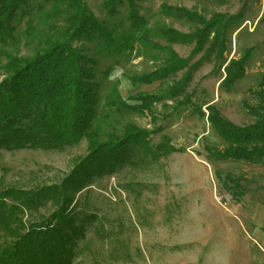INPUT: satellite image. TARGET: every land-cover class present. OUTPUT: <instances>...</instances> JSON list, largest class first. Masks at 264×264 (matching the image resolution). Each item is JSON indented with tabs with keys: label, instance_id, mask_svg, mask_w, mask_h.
<instances>
[{
	"label": "rangeland",
	"instance_id": "1",
	"mask_svg": "<svg viewBox=\"0 0 264 264\" xmlns=\"http://www.w3.org/2000/svg\"><path fill=\"white\" fill-rule=\"evenodd\" d=\"M84 2L115 38L127 31L126 5L109 15L103 0ZM136 4L147 33L131 52L108 51L97 40L74 44L98 63L99 108L92 132L105 142L109 135L122 136L128 124L148 131L159 129L150 137V147L167 140L182 152L155 160L134 158L110 175L93 177L74 195L72 211L95 219L78 241L72 264H264V163L212 161L205 149H220L222 140L205 118L191 112L190 105L175 110L187 97L204 112L205 107L215 106L236 126L252 122L243 103L252 102L248 89L264 74V0H136ZM163 4L198 12L207 19L215 13L239 15L226 29L224 63L238 59L246 50H252V56L245 77L230 90L221 88L223 69L211 61L193 74L186 96L153 104L150 111L134 110L139 104L134 97L161 94L181 77L178 73L151 85L132 81L165 61L166 55L158 49L166 45L159 29L192 30L185 21L163 15ZM53 8L46 0L30 1L14 40L0 46V67L8 56L30 58L46 48L48 40L60 37L65 14L53 15ZM28 20L30 37L26 36ZM192 47L171 45L182 58L189 56ZM88 147L89 141L82 139L59 149H0V191L60 185L87 156ZM225 175L239 187L223 184ZM54 210L55 205L46 202L37 212H27L23 222H37Z\"/></svg>",
	"mask_w": 264,
	"mask_h": 264
},
{
	"label": "trees",
	"instance_id": "2",
	"mask_svg": "<svg viewBox=\"0 0 264 264\" xmlns=\"http://www.w3.org/2000/svg\"><path fill=\"white\" fill-rule=\"evenodd\" d=\"M31 0H0V46L14 40L17 26L28 15ZM52 2L53 15L64 17V27L58 39L48 40L46 48L30 58L8 56L1 66L0 82V149H59L89 141L88 154L60 185L42 187L35 191L8 189L0 191V264H72L77 243L95 219L72 211L74 195L87 187L93 177L110 175L134 158L182 152L168 141L150 147V137L159 129L148 131L131 124L125 126L120 137L109 135L99 142L92 126L98 116L97 61L88 57L76 42L97 40L106 50L131 52L134 45L144 40L147 31L136 0H103L109 15H115L120 6L127 7V31L119 38L99 21L86 7L84 0H46ZM165 16L185 21L191 31L181 33L171 28L158 32L166 42L158 49L166 59L162 66L132 81L151 85L181 73V77L161 94L137 95L139 102L132 109L150 111L153 104L177 100L186 96L193 74L203 63L214 61L223 69L221 88L230 90L245 77L252 50H246L238 59L224 63L226 29L239 18L213 14L209 19L184 8L163 4ZM32 32L31 21L26 23V36ZM172 44L191 46L187 58L171 48ZM200 58L191 63L198 55ZM252 102L243 103L252 118L247 126H236L215 106L202 107L185 98L175 107L191 106V112L205 118L210 128L222 140L220 149L206 148L215 162H243L249 165L264 163V74L257 85L248 89ZM140 160V159H136ZM222 183L239 187L228 175ZM46 202L55 205L47 217L29 225L23 222L28 212H37Z\"/></svg>",
	"mask_w": 264,
	"mask_h": 264
}]
</instances>
